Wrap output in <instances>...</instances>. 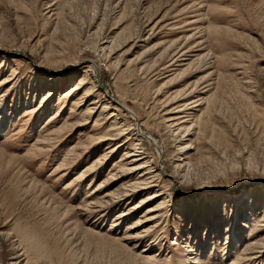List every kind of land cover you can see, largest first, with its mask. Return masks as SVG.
<instances>
[{
  "label": "rangeland",
  "instance_id": "obj_1",
  "mask_svg": "<svg viewBox=\"0 0 264 264\" xmlns=\"http://www.w3.org/2000/svg\"><path fill=\"white\" fill-rule=\"evenodd\" d=\"M186 94L191 128L180 137L165 117ZM187 134L184 169L175 162ZM135 147L145 159L122 170ZM259 221L264 0H0L3 255L264 264Z\"/></svg>",
  "mask_w": 264,
  "mask_h": 264
},
{
  "label": "bare ground",
  "instance_id": "obj_2",
  "mask_svg": "<svg viewBox=\"0 0 264 264\" xmlns=\"http://www.w3.org/2000/svg\"><path fill=\"white\" fill-rule=\"evenodd\" d=\"M108 47V46H107ZM106 50V49H105ZM176 52V51H175ZM180 53V52H179ZM181 53H182V51H181ZM184 55H182V57H183ZM173 57V56H172ZM171 57V58H172ZM178 57V56H177ZM186 57V56H185ZM205 57V56H204ZM169 58H170V56H169ZM174 58V57H173ZM184 58V57H183ZM174 59H176V57L174 58ZM182 59V58H181ZM180 58H179V60H181ZM178 59H177V62H182V63H184V62H186L187 60L186 59H183L182 61H179ZM167 63V62H166ZM177 64V63H176ZM165 66V65H164ZM164 66H162V67H164ZM178 66H180V65H175V64H173V65H171V68H172V70L171 69H167L168 70V72H170L171 74L170 75H172L174 72H176L177 71V69H178ZM111 67V66H110ZM161 67V66H160ZM159 68V67H158ZM166 68V67H165ZM169 68V67H168ZM157 70V69H156ZM161 70V69H160ZM170 70V71H169ZM162 71V70H161ZM155 72V71H154ZM165 72V71H164ZM163 72V73H164ZM160 73V72H159ZM167 73V72H166ZM169 74V73H168ZM158 75V74H157ZM165 75V74H164ZM162 76V75H161ZM87 77V76H86ZM89 77V76H88ZM85 80V82H86V79H84ZM85 86V84L83 83V82H81L80 83V85L79 86H77L76 88H78V89H80V88H82V87H84ZM90 88V87H89ZM77 89V90H78ZM91 89V88H90ZM75 90V89H74ZM88 91V90H87ZM191 93V92H190ZM187 94H189V93H187ZM186 94V96L184 97V98H180V97H178V98H180V99H178V100H176L174 103H172V105L174 106V105H176L175 107L176 108H174V109H176V111H172V110H174V109H169V111H167L166 112V115H167V117H165L164 116V114L162 115L163 116V119H164V117L166 118V121L165 122H167V124H169V127L171 128V130H174V132L176 133V134H179L181 131L183 132H189V130H190V128H191V126H188V120H185L186 119V117L187 116H183V114H185L186 113V111L187 110H192V108H190V109H187V107H188V104H186L187 102H185V100H187L188 99V97H189V95H187ZM191 95V94H190ZM204 99V98H203ZM161 100V99H160ZM199 100H201V99H199ZM197 101V100H196ZM196 101H194V102H192L190 105H192L193 103H195L196 104ZM170 102V101H169ZM198 102V101H197ZM201 103V102H200ZM199 103V105H195L194 107H200V104ZM198 104V103H197ZM194 105V104H193ZM207 105V104H206ZM210 106V105H209ZM161 107V106H160ZM164 107H167V106H164ZM158 108V107H157ZM131 110V109H130ZM163 110V109H162ZM132 111V113L131 114H133L137 119H139V116L136 114V112L135 111H133V110H131ZM179 116H182V117H179ZM201 117V116H200ZM191 118H192V116H191ZM188 119V118H187ZM190 120H192V119H190ZM128 121V120H127ZM141 122V121H140ZM192 123V122H191ZM144 124V123H143ZM146 124H147V122H146ZM145 124V125H146ZM166 127V126H165ZM167 128V127H166ZM139 129L143 132L142 133V136H144V135H147L144 131H143V129L141 128V126L139 125ZM192 130V129H191ZM173 132V133H174ZM181 132V133H182ZM145 133V134H144ZM137 134H138V132H137ZM171 134H172V132H171ZM183 134V133H182ZM181 134V135H182ZM106 136V135H105ZM136 136H138V135H136ZM141 135L139 136L141 139L140 140H142L143 139V137H142ZM179 136H180V134H179ZM189 136H191V134H187L186 136H185V138L183 139V138H181L180 139V141H181V145H180V147H179V149H178V151H176L177 153V159H176V162H175V165H176V167H179V168H184V169H187V168H190V166H191V162H190V158H191V153L193 152V150H195V147H193V143H186V141L187 140H189V139H187L186 140V138L187 137H189ZM150 137V139L148 138V140H149V142H150V144H152L153 146H158V143H157V140H156V138H154L153 136H149ZM181 137V136H180ZM145 138V137H144ZM179 138V137H178ZM135 149H136V151H133L135 154H131V153H126V157H127V159H131V160H129V163H127V165H125V166H123L122 168H127V169H122V170H129L130 171V169H132V168H130V169H128V167H129V165H136V163L137 162H139V161H141V160H144L145 158H144V153H142V150L141 149H137V147H135ZM158 149V148H157ZM191 149H193V150H191ZM160 153H161V151H159ZM162 154V153H161ZM137 156L140 158H138L139 160H137V159H135V158H132V157H136L137 158ZM139 165V164H138ZM137 165V166H138ZM143 165V164H142ZM142 165H139V169H142V168H148V162L145 164V167H143ZM136 166V167H137ZM135 167V168H136ZM133 170V169H132ZM128 171V172H129ZM140 171V170H139ZM158 171V170H157ZM127 173V172H126ZM146 176V174L145 175H142V180H140V179H138V181L140 180V181H142V183H144L145 184V186H147V187H151V186H154V183H153V181H151V179L149 178V177H145ZM159 176V175H158ZM145 177V179H143ZM149 178V179H148ZM140 181L138 182L139 184H141L140 183ZM158 182V181H157ZM156 182V183H157ZM134 185V184H133ZM133 185H131V187L132 188H134L133 187ZM139 186V185H138ZM130 187V186H129ZM136 187V186H135ZM157 188V187H156ZM128 189V188H127ZM144 189V188H143ZM146 189V188H145ZM131 190V189H130ZM133 190H135V189H133ZM125 191V190H124ZM127 192H128V190H127ZM131 192V191H130ZM130 192H129V194H130ZM126 193V192H125ZM128 194V193H127ZM155 195V197H156V199L157 198H159V196H162V192L161 191H159V192H157L156 194H154ZM106 196V195H105ZM110 196V195H109ZM113 196V195H112ZM119 197V196H118ZM162 198V197H161ZM253 199V198H252ZM145 200H147V199H145ZM155 200V199H154ZM103 201V200H102ZM145 202V201H144ZM251 202V201H250ZM89 203V202H88ZM98 203V202H97ZM104 203H105V201H104ZM93 204V203H92ZM91 204V205H92ZM99 204V203H98ZM111 204V203H110ZM163 204V203H162ZM255 204H257V202H254L253 203V207L255 206ZM160 207V206H159ZM159 207H156V208H153L151 211H149V212H153V213H157V212H160V208ZM162 208V207H161ZM255 208V207H254ZM254 212V211H253ZM239 213H240V211H239ZM246 215V214H245ZM123 216V215H122ZM126 216V215H125ZM239 216H240V214H239ZM152 218V219H151ZM151 218H149V220L148 221H150V220H156L157 218H159V216H156V217H153V215L151 216ZM240 218V217H239ZM246 218V217H245ZM139 221V220H138ZM141 221V220H140ZM143 221V220H142ZM148 221H144L143 223H147ZM250 221V220H249ZM151 222V221H150ZM260 223L257 225L258 226V228H262V227H264V221H259ZM141 223V222H140ZM140 223L138 222V224L139 225H137V226H140ZM232 225V224H231ZM114 226H117V224H114ZM135 228V227H134ZM256 228V227H255ZM146 229V228H145ZM148 231V230H147ZM254 231H256V230H254ZM253 231V232H254ZM228 233H231L230 232V230L228 231ZM256 233V232H255ZM232 235H233V233H232ZM134 236H135V234H134ZM139 236V235H138ZM131 238H135L136 239V237H131ZM140 238V237H139ZM125 239H128L129 240V237H128V235H127V237L125 238ZM239 241V240H238ZM240 242V241H239ZM120 243V242H119ZM237 245V244H236ZM247 250H251V249H247ZM191 252H193V250H191ZM190 252V253H191ZM21 255L19 256V255H17V253L15 252H13L12 254H4L3 255V253H1L0 252V264H23L22 263V261H21ZM195 260V262H194V264L196 263V264H200V261H198V258H195L194 259ZM182 261V260H181ZM182 264H183V262H182Z\"/></svg>",
  "mask_w": 264,
  "mask_h": 264
}]
</instances>
